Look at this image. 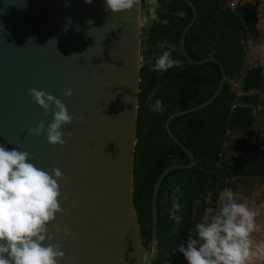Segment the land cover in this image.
Returning a JSON list of instances; mask_svg holds the SVG:
<instances>
[{
    "label": "water",
    "instance_id": "water-1",
    "mask_svg": "<svg viewBox=\"0 0 264 264\" xmlns=\"http://www.w3.org/2000/svg\"><path fill=\"white\" fill-rule=\"evenodd\" d=\"M184 2L191 17L180 32L181 54L188 63L215 62L219 79L204 101L175 110L164 119L168 138L188 156V162L167 165L152 184L147 250L139 235L131 179L139 8L113 14L105 10V0H92L91 4L85 0H0V146L28 152L29 162L36 167L49 172L58 168L64 176L58 181L64 214H58L53 222L62 230L54 233L53 241H45L61 245L65 255L58 264H140L145 252L154 254L152 261L158 255L155 200L160 181L168 171L195 163L192 153L171 133L168 122L205 107L227 80L217 59L187 56L183 36L195 18V9L189 0ZM230 83L232 91L264 97L259 88L245 92ZM30 88L55 96L69 114L80 117L62 126L63 132L71 133L63 146L49 145L45 134L29 135L28 130L41 122L47 127L54 111L50 105L45 116L27 94ZM69 89L72 96L65 97ZM253 136V131L234 128L227 148L250 149ZM64 228L69 230L68 236ZM48 231H53L52 223Z\"/></svg>",
    "mask_w": 264,
    "mask_h": 264
},
{
    "label": "trees",
    "instance_id": "trees-1",
    "mask_svg": "<svg viewBox=\"0 0 264 264\" xmlns=\"http://www.w3.org/2000/svg\"><path fill=\"white\" fill-rule=\"evenodd\" d=\"M189 1L195 9V18L184 33V50L193 60L204 57L217 59L229 81L223 82L217 96L205 107L169 120L171 133L192 153L195 163L189 168L168 171L160 181L155 200L158 255L151 264H183L184 256L176 248L183 244L186 232L193 231L204 216L211 194L224 185H234L235 180L230 178L245 176L250 172L251 165L244 167L235 161L228 167L226 157L231 151L227 148L229 145L224 143L232 129H249L253 122L252 105L261 96L257 93L237 95L231 90L230 82L238 81L242 91L259 88L264 94L260 66H252L241 72L246 51L244 41L258 34L254 25V10L241 5L229 9L225 0ZM158 2V15L161 20L167 19L168 24L152 22L139 30L141 59L132 152V203L139 235L147 250L150 248L152 184L167 165L188 162V156L168 138L163 129L164 119L175 110L204 101L219 79L215 62L188 63L181 54L179 36L191 17L190 7L184 0ZM143 3L144 0H141L140 7ZM163 41L177 48L172 57L181 60L182 64L163 73L151 71V65L146 61L152 58L154 62L166 50L157 47ZM157 98L163 101V112L151 110ZM177 186L181 190L177 194L181 206L179 214L183 216L180 225L169 218L170 196Z\"/></svg>",
    "mask_w": 264,
    "mask_h": 264
},
{
    "label": "clouds",
    "instance_id": "clouds-1",
    "mask_svg": "<svg viewBox=\"0 0 264 264\" xmlns=\"http://www.w3.org/2000/svg\"><path fill=\"white\" fill-rule=\"evenodd\" d=\"M85 3L91 4L92 0H85ZM147 4V14L137 17V22L167 25L168 20H161L158 15V0H147ZM140 5L141 0H105V10L113 14L127 13ZM124 19L129 21L130 17ZM157 47L166 50L154 62L152 58L146 61L151 65V71L163 73L181 66V60L172 57L177 51L173 44L163 41ZM27 94L44 110L45 116L49 114L50 105H54L52 122L47 127L42 122L37 124L28 130L29 135L45 134L49 145L63 146L65 137L70 138L71 133L63 132L62 126L78 121L80 117L69 114L60 99L43 90L30 88ZM64 95L71 97V89ZM151 110L163 112V101L157 98ZM30 158L28 152L0 146V264H58L65 255L60 244L45 243L53 241L54 233L62 230L53 222L58 214H64L58 183L64 176L58 168L49 172L36 167L29 162ZM180 191L177 186L170 196L169 218L176 225L183 219L179 214L181 206L177 194ZM219 201V210L210 221L195 225L196 238H188L186 246L180 244L176 250L183 254L187 264H264V239L253 237L258 229L257 212L245 203L237 202V194L230 188L220 192ZM50 223L53 224L52 232L48 231ZM63 232L65 236L69 235L67 228ZM153 257V253L145 252L140 257V264H151Z\"/></svg>",
    "mask_w": 264,
    "mask_h": 264
},
{
    "label": "crops",
    "instance_id": "crops-1",
    "mask_svg": "<svg viewBox=\"0 0 264 264\" xmlns=\"http://www.w3.org/2000/svg\"><path fill=\"white\" fill-rule=\"evenodd\" d=\"M263 2H260L259 0H242L241 6L249 9L254 10V25L257 31L259 30V27H264V25L261 26V24H264V14L263 10L264 7L262 5ZM246 54L244 55L243 59V68L247 67L246 65L249 63L250 66H260L261 72L264 75V41L260 39L259 42L252 44L249 40H247V47H246ZM263 98V97H262ZM264 113V112H263ZM262 127H260V138H264V121L262 122ZM255 137V132L253 139ZM235 151V150H234ZM234 151H231L230 155H233ZM236 160V163L242 164L241 162L244 161L245 154H235L234 157ZM232 160V157H231ZM254 175H245V176H236L230 178V180H235L234 185L229 186L228 188L232 189L237 194V202L245 203L250 209L257 212L256 222L258 225V229L256 232L253 233L254 239H264V182L259 181L260 183H253L250 186L244 181H251V179H254ZM257 180V179H256ZM258 181V180H257ZM259 184V185H258ZM258 186L257 188H255ZM203 219L199 220V223ZM192 236L196 238V230L194 229L191 231ZM187 264V261L184 258V263Z\"/></svg>",
    "mask_w": 264,
    "mask_h": 264
},
{
    "label": "rangeland",
    "instance_id": "rangeland-1",
    "mask_svg": "<svg viewBox=\"0 0 264 264\" xmlns=\"http://www.w3.org/2000/svg\"><path fill=\"white\" fill-rule=\"evenodd\" d=\"M260 2H263L262 5L264 7V0H259ZM223 4V2H222ZM147 9H148V6H147V0H144V3L142 4L141 7H139V16L141 15H145L147 14ZM263 14H264V10H263ZM149 25V24H148ZM148 25H141L139 24V30H140V27H143V26H148ZM264 25V24H261V26ZM257 35L250 39L248 38L247 40H249L252 44H255L257 42L260 41V39L262 41H264V27H259V30L257 31ZM139 40H140V31H139ZM247 40L244 41L245 43V48L247 47ZM139 47H140V43H139ZM246 50V49H245ZM247 51H245L244 55L246 54ZM140 55L138 56V61L140 62ZM247 67H241V72L242 71H245L246 69H248V66H250V64L248 63L246 65ZM253 66V65H251ZM250 68V67H249ZM262 88H264V75L262 74ZM232 82V87L233 88H239V85H238V81H231ZM231 88V86H230ZM235 94H240L239 92L237 91H233ZM263 93V92H262ZM263 96H261L259 99V101L257 103H255V105H252V110H251V113L253 115V122L249 125V131H253L255 132V137L254 139H252V142H251V147L250 149H244L243 150H240V147H237L235 149V151L233 152L234 154L233 155H230L229 153V156L232 157V160L229 161V165L228 167L231 166V164L234 162V160H236L234 157H235V154H240V153H244L245 154V158H244V161L241 162L244 167L246 166H250V169H249V174H252L256 177H254V179H251V181L247 180V181H244V183L248 184L251 188V185L255 182V183H260L259 181L261 182H264V138H262L261 140V136L259 134V131H260V127H262V122L264 121V97L262 98ZM231 135V131L228 133V138L229 136ZM226 144H228V142L226 141L225 142ZM229 145V144H228ZM236 162V161H235ZM258 181H257V180ZM259 185V184H258ZM258 186H256L255 188H257ZM196 203H198V201H195ZM192 214L194 215V211L192 212ZM190 231L186 232V234L184 235V242L183 244L186 246V242H187V239L188 238H194V236H192V233H190Z\"/></svg>",
    "mask_w": 264,
    "mask_h": 264
},
{
    "label": "built area",
    "instance_id": "built-area-1",
    "mask_svg": "<svg viewBox=\"0 0 264 264\" xmlns=\"http://www.w3.org/2000/svg\"><path fill=\"white\" fill-rule=\"evenodd\" d=\"M241 1L242 0H225V4H226L227 8L233 9L236 6L241 5ZM224 144H226V143H224ZM228 157H230L229 153L227 154L226 160H228ZM224 188H228V186L224 185L222 188L217 189V191L215 192V196L213 197L212 201H210L211 196H212V194H211L210 198L208 199L209 206L207 207V209L204 212V216L202 217V219H203L202 222H204V223L209 222L210 218L218 212L219 204H220L219 194Z\"/></svg>",
    "mask_w": 264,
    "mask_h": 264
},
{
    "label": "flooded vegetation",
    "instance_id": "flooded-vegetation-1",
    "mask_svg": "<svg viewBox=\"0 0 264 264\" xmlns=\"http://www.w3.org/2000/svg\"><path fill=\"white\" fill-rule=\"evenodd\" d=\"M136 107H137V105H136ZM136 113V112H135ZM164 123V122H163ZM169 123V122H168ZM164 129V128H163Z\"/></svg>",
    "mask_w": 264,
    "mask_h": 264
}]
</instances>
